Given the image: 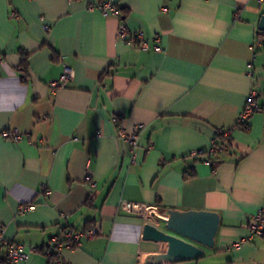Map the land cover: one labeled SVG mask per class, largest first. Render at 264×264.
I'll use <instances>...</instances> for the list:
<instances>
[{
  "label": "crops",
  "instance_id": "1",
  "mask_svg": "<svg viewBox=\"0 0 264 264\" xmlns=\"http://www.w3.org/2000/svg\"><path fill=\"white\" fill-rule=\"evenodd\" d=\"M99 1L0 0L6 240L40 248L63 228L98 224L96 236L63 250L68 264H143L168 244L143 238L152 222L124 211L128 200L221 216L203 256L159 264H264V237L242 241L264 204V112L237 124L251 89L264 105V0H122L120 16L90 7ZM121 24L131 35L143 31L148 48L120 36ZM66 66L73 79L53 90ZM138 124L145 128L132 163L119 129ZM222 128L233 129L228 150L210 162L195 157ZM14 130L20 139L4 134ZM0 264H10L5 251ZM26 264L55 263L39 250Z\"/></svg>",
  "mask_w": 264,
  "mask_h": 264
},
{
  "label": "built area",
  "instance_id": "2",
  "mask_svg": "<svg viewBox=\"0 0 264 264\" xmlns=\"http://www.w3.org/2000/svg\"><path fill=\"white\" fill-rule=\"evenodd\" d=\"M70 1H78V0H70ZM122 0H100L96 3H91L90 7L99 8L104 16L116 15L120 16L121 11L119 7V3ZM259 2H263V0H259ZM15 16V14H14ZM236 17H239V13L236 14ZM46 30H49V26H44ZM258 42L264 40V31L258 30ZM119 35L123 38L127 39L128 43L134 45L140 49L148 48V38L146 37L143 31H139L137 33L129 34L128 28L125 24H121L119 28ZM154 42L156 43L154 49L156 51H162V48L159 46V35L154 37ZM1 59V58H0ZM253 74V73H252ZM74 70L71 67L66 66L61 76L57 80H53L49 83L50 87L53 90H57L59 88H67L69 82L73 79ZM259 95V91L255 88L251 89L248 94L247 101L245 106L243 107L242 112L238 118L237 124H246L249 117L257 112H264V105L259 104L257 98ZM112 120L118 125L121 122V116L118 114H114L112 116ZM144 124H138L133 131H128L122 126H120L119 134L120 137L128 144L130 150V159L132 163H136V152L139 146V140L142 131L144 130ZM233 129L222 128L219 131L225 137L231 135ZM4 134L8 137H12L14 139H20L22 133L19 130H14L13 132H4ZM227 145H215V141L213 146L207 150V152H203V150H196L193 155L195 157H199L204 161L210 162L211 157H216L220 152L226 151ZM205 156V158L203 157ZM191 170H187L186 174L189 175ZM86 181L90 183L92 186H95L96 181L93 177L92 171L88 170L85 176ZM120 207L127 212L138 214L144 217L145 221L152 222L156 226H162V219H168L167 213L161 211L158 205H148L140 202L123 200L120 204ZM33 209L32 204H23L20 212H26ZM100 226L98 224H94L87 228L76 229V228H64L59 233L55 234L47 244L42 247L35 246H27L23 243L9 242L6 240L4 236V231L0 230V253L5 251L7 253V259L10 264H26L29 259V256L33 252H37L41 250L52 263L55 264H68L63 257L64 249H75L82 246V239L84 237H94L99 233ZM249 238H245L242 241L245 242L251 238L255 237H264V204L258 209V211L252 216V219L249 223Z\"/></svg>",
  "mask_w": 264,
  "mask_h": 264
},
{
  "label": "water",
  "instance_id": "3",
  "mask_svg": "<svg viewBox=\"0 0 264 264\" xmlns=\"http://www.w3.org/2000/svg\"><path fill=\"white\" fill-rule=\"evenodd\" d=\"M259 30L264 31V14L259 21ZM168 219H162V226L146 223L143 238L168 244L161 254H145L143 264H159L163 261L187 260L205 254L203 247L213 248L220 227L221 216L209 210L169 209Z\"/></svg>",
  "mask_w": 264,
  "mask_h": 264
},
{
  "label": "trees",
  "instance_id": "4",
  "mask_svg": "<svg viewBox=\"0 0 264 264\" xmlns=\"http://www.w3.org/2000/svg\"><path fill=\"white\" fill-rule=\"evenodd\" d=\"M245 124H238V126H244ZM246 127H248V126H246ZM214 141H215V145L216 144H218V145H227V150H228V148H229V146H230V143H231V135L230 136H228V137H225L224 135H222V133L218 130L217 131V133H216V137H215V139H214ZM203 152L205 153V152H207V151H204L203 150ZM212 158V157H211ZM210 158V159H211ZM202 159V158H201ZM191 175V173L188 175V176H190ZM64 229V228H63ZM7 261H8V259H7Z\"/></svg>",
  "mask_w": 264,
  "mask_h": 264
}]
</instances>
